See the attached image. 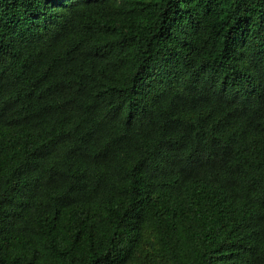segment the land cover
<instances>
[{
	"label": "trees",
	"instance_id": "obj_1",
	"mask_svg": "<svg viewBox=\"0 0 264 264\" xmlns=\"http://www.w3.org/2000/svg\"><path fill=\"white\" fill-rule=\"evenodd\" d=\"M0 264H264V0H0Z\"/></svg>",
	"mask_w": 264,
	"mask_h": 264
}]
</instances>
